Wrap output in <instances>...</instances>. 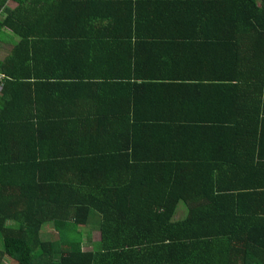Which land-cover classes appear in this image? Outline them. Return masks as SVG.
<instances>
[{"label": "trees", "instance_id": "1", "mask_svg": "<svg viewBox=\"0 0 264 264\" xmlns=\"http://www.w3.org/2000/svg\"><path fill=\"white\" fill-rule=\"evenodd\" d=\"M89 19L111 30L71 32ZM141 27L202 34L223 59L199 87L237 92L238 119L208 96L184 114L186 81L131 59ZM0 29L18 36L0 60V264H264V0H0Z\"/></svg>", "mask_w": 264, "mask_h": 264}, {"label": "crops", "instance_id": "2", "mask_svg": "<svg viewBox=\"0 0 264 264\" xmlns=\"http://www.w3.org/2000/svg\"><path fill=\"white\" fill-rule=\"evenodd\" d=\"M13 5L14 4L8 2L7 7L11 8ZM101 23L104 26H107L105 22ZM71 27H73L71 29V32L79 36L80 34L86 32L88 33L87 35L97 36L98 31L104 32L103 30H105V32H107L111 30V27L109 26L99 27L97 24H95L93 19H89L87 23L75 24ZM134 28L135 27H131L130 29L134 30ZM177 30L178 29L174 27H141V32H138L133 36L135 37V40L140 43V45H136V42L134 41V50H132L134 54L131 53V59H140L141 63L142 60L152 61V63L150 64V67L152 69L156 68V66L159 65L160 70L163 71L162 73L161 71L158 72V74L156 75L158 77H164L165 79H174L176 81H186L170 87L173 95L177 98L175 99L178 100L179 103L186 105L185 107H181L183 109L182 112L184 114H190L191 116H193L191 117L193 118V120H196V118H200V116L196 117L198 115H196L195 113L198 109L195 107V103H198L201 100L207 99L209 97L212 99L211 105L217 108L216 114H218L219 119L222 121V123H224L225 120L223 118L227 117L226 114H229L230 116L234 115V118L238 119V115L235 114L237 113V108L234 107L232 103L233 100H235L234 96L238 94L237 92L221 89L217 91H213V89H208L209 91L201 90L199 87L200 82L197 81L209 77L207 69H209L210 66L213 67V69H215V67L217 69L220 68L223 59L222 53H213L211 50L214 47L206 51L205 45L208 44V41L202 37V34H200V36H195L193 38L194 40L192 39L186 41L185 43H178V40L175 38L174 33V31ZM0 31L2 32V36L0 37L1 60L7 54L9 49L18 42V36L10 34V32H8L6 29H0ZM120 31V33H124L128 30L127 27H121ZM205 31L206 29H197V32ZM180 32L183 31L181 30ZM170 43H173V47L171 48V50L161 48V46ZM151 90L142 97L145 103L151 102L156 98V93ZM248 91L250 90H247V92ZM165 96L166 93L161 98H164ZM206 96L208 97L204 98ZM256 96L254 100H256ZM246 102V104L249 105L250 102ZM252 104L248 109L253 110ZM207 105L208 104H206V106ZM205 117L207 119L211 118L210 116Z\"/></svg>", "mask_w": 264, "mask_h": 264}, {"label": "rangeland", "instance_id": "3", "mask_svg": "<svg viewBox=\"0 0 264 264\" xmlns=\"http://www.w3.org/2000/svg\"><path fill=\"white\" fill-rule=\"evenodd\" d=\"M177 214L178 215H182V209L180 208H177ZM48 230H50L49 228H47ZM78 229L83 233L85 234L86 232H89L90 233V241L92 243L96 242V240L98 239V235H97V232H95V229L93 228H89L87 226H79ZM91 248L90 246L86 245L84 246V249H89ZM2 261L4 264H13V261L9 260V259H6V258H2Z\"/></svg>", "mask_w": 264, "mask_h": 264}, {"label": "built area", "instance_id": "4", "mask_svg": "<svg viewBox=\"0 0 264 264\" xmlns=\"http://www.w3.org/2000/svg\"><path fill=\"white\" fill-rule=\"evenodd\" d=\"M2 77L1 73H0V78Z\"/></svg>", "mask_w": 264, "mask_h": 264}]
</instances>
